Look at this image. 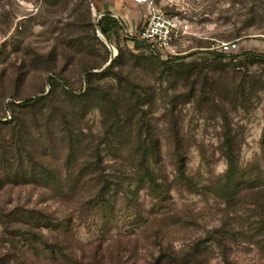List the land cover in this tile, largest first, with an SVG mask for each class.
I'll return each mask as SVG.
<instances>
[{
	"label": "trees",
	"instance_id": "obj_1",
	"mask_svg": "<svg viewBox=\"0 0 264 264\" xmlns=\"http://www.w3.org/2000/svg\"><path fill=\"white\" fill-rule=\"evenodd\" d=\"M90 25L94 38L107 51L97 29L93 23ZM120 25L110 12L99 20L101 30L109 38ZM84 39L76 40V52L90 56V44H85ZM145 42L136 41V46L150 50L146 59L154 66L156 80H162L164 75H178L186 80L193 78V87L197 83L208 84L206 70L211 66L207 62L162 60L158 51ZM119 60L120 56L102 72H92L102 68L101 64L86 66L88 85L80 92L52 79L53 90L49 94L18 103L17 114L11 120L0 119V182L12 180L37 186L67 210L64 216H58L37 207L18 209L13 214L14 229L6 220L10 215H0L3 241L10 244L18 264H139L136 256L125 259L124 255H136L141 238L157 249L158 254H153V261L148 264H207L206 256L211 252L208 245L222 246L236 239L263 248L264 165L256 159L243 165L235 146L236 137L228 129L220 148L227 162L226 171L220 175L209 171L208 178L188 171V147L180 133L167 135L173 142L164 145L160 131L148 118L145 107L153 105L156 90L136 86L126 78L118 68ZM107 61L105 58L104 63ZM211 61L220 69L245 68L264 64V52H216ZM231 84L235 85V80ZM235 86V91L237 87L245 89ZM238 93L230 102L238 100ZM94 110L102 118L98 132L87 125V117ZM59 150L66 151L62 159L56 156ZM202 156L204 159V152ZM173 190L204 199L211 196L227 207L222 225L211 232L205 246L195 242L186 250L168 242L164 233L170 225L167 221L175 224L183 219L171 210ZM142 193L152 201L148 209L141 201ZM247 207L256 208L252 216L239 213ZM231 213L234 217H230ZM231 220L239 223L237 228ZM82 225L95 226L102 233L120 225L129 226L130 230L119 232L117 246L108 245L104 250L98 246L87 259L68 239ZM129 236L138 238L125 245L123 237Z\"/></svg>",
	"mask_w": 264,
	"mask_h": 264
},
{
	"label": "rangeland",
	"instance_id": "obj_2",
	"mask_svg": "<svg viewBox=\"0 0 264 264\" xmlns=\"http://www.w3.org/2000/svg\"><path fill=\"white\" fill-rule=\"evenodd\" d=\"M154 1L162 12L181 16L189 24L187 32L173 39L169 53L156 54L162 60L182 58L180 63L207 62L211 66L206 70L209 81L205 86L197 83L193 87V78L186 80L178 75H164L158 81L153 75V64L146 59L150 50L136 46V41H142L138 32L132 33L126 22L120 20V27L113 30L110 38L107 36L117 52L114 60L120 56L117 65L125 77L136 86L156 90L153 105L146 106L145 110L152 126L160 131L161 142L168 145L173 141L167 135L179 132L188 147V171L200 172L208 178L206 173L209 171L220 175L227 169L220 148L225 131L231 129L241 163L246 165L256 159L264 165V64L236 69L222 66L220 69L211 63L217 46L227 42L240 44L238 53L262 52L264 0ZM119 2L126 8L124 0ZM116 5L117 0H0V119L11 120L17 114L18 103L49 94L53 90L52 79L68 89L86 90L84 68L101 64L102 68L92 72H102L100 70L112 57L110 48L98 32L108 52L94 38L90 24L96 28L97 18L115 10ZM137 14L145 16L146 12L138 8ZM84 37L85 44H90V56L76 52V40ZM105 58L108 61L104 63ZM233 80L235 85L245 86L244 91L237 90L238 87L235 91L236 86L231 84ZM236 92H239L238 100L232 103L230 100ZM101 120L99 111L94 110L87 117V125L98 132ZM65 152L59 150L57 158H64ZM141 201L146 209L151 207L152 201L144 193ZM35 207L58 216H64L67 211L37 186L17 184L12 180L0 182V215L3 218L10 215L6 219L10 229H14L13 214L18 209ZM255 209L247 207L239 213L252 216ZM171 210L181 214L183 219L175 224L167 221L170 225L164 233L177 249L187 250L195 242L207 244L211 232L222 225L227 207L211 196L204 199L186 191L173 190ZM238 224L232 221L233 227L237 228ZM129 228L120 225L102 233L95 226L82 225L75 228L68 239L79 255L89 259L98 246L103 250L108 245L117 246L119 232L128 233ZM3 233L4 227L0 225V264H18L10 244L3 241ZM137 238L123 237V243L128 245L131 240L134 243ZM138 245L136 255L128 252L125 259L136 256L139 264L151 263L157 249L148 246L142 238ZM208 246L211 252L206 256L207 264H264V247L261 245L236 239L226 241L222 246Z\"/></svg>",
	"mask_w": 264,
	"mask_h": 264
},
{
	"label": "built area",
	"instance_id": "obj_3",
	"mask_svg": "<svg viewBox=\"0 0 264 264\" xmlns=\"http://www.w3.org/2000/svg\"><path fill=\"white\" fill-rule=\"evenodd\" d=\"M139 4L148 6L145 24L138 31L140 40L146 41L153 50L163 55L170 52L172 41L181 33L187 32L189 24L181 16H172L162 12L154 0H135ZM240 44L227 42L217 46L216 51L227 55L239 54ZM264 52V42L261 48Z\"/></svg>",
	"mask_w": 264,
	"mask_h": 264
},
{
	"label": "crops",
	"instance_id": "obj_4",
	"mask_svg": "<svg viewBox=\"0 0 264 264\" xmlns=\"http://www.w3.org/2000/svg\"><path fill=\"white\" fill-rule=\"evenodd\" d=\"M126 8H123V4H119V0H117V5L115 6V10H111L112 16L118 18L126 22L128 25L129 31L132 33H137L145 24L147 13H148V6L146 4H139L135 2V0H124ZM140 8L142 11L146 12V15H139L137 14V10ZM110 12V13H111ZM145 17V18H144ZM136 21V24L133 22ZM121 23V21H120Z\"/></svg>",
	"mask_w": 264,
	"mask_h": 264
},
{
	"label": "water",
	"instance_id": "obj_5",
	"mask_svg": "<svg viewBox=\"0 0 264 264\" xmlns=\"http://www.w3.org/2000/svg\"><path fill=\"white\" fill-rule=\"evenodd\" d=\"M103 15H105V13H102V14L97 18V20H96V28H97L98 35H99L100 37H102V39L105 41L106 45L110 48V50H111V52H112V57H111V60H110V61L104 66V68H103L102 70H100V71H103V70H105L107 67H109V66L112 64L114 58L117 56V52H116L115 47H114L113 44L109 41L107 35L104 34V32L101 30V28H100V26H99V20H100V18H101ZM94 72H98V71H94ZM33 99H34V98H33Z\"/></svg>",
	"mask_w": 264,
	"mask_h": 264
}]
</instances>
